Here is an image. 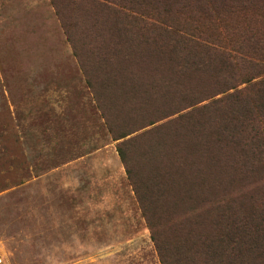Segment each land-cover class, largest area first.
<instances>
[{"label": "rangeland", "instance_id": "rangeland-1", "mask_svg": "<svg viewBox=\"0 0 264 264\" xmlns=\"http://www.w3.org/2000/svg\"><path fill=\"white\" fill-rule=\"evenodd\" d=\"M263 6L0 0V264H163L148 217L165 212L171 237L212 206L238 205L244 171L220 148L204 155L171 136H143L124 161L118 145L178 115L151 100L170 72L159 63L170 41L157 28L254 34L264 47ZM125 114L124 131H134L119 137Z\"/></svg>", "mask_w": 264, "mask_h": 264}, {"label": "trees", "instance_id": "trees-1", "mask_svg": "<svg viewBox=\"0 0 264 264\" xmlns=\"http://www.w3.org/2000/svg\"><path fill=\"white\" fill-rule=\"evenodd\" d=\"M157 30L170 41H161L159 56L160 65L170 72L160 86L164 92L151 100L164 113L178 115L168 124L121 141L120 156L126 161L128 148L132 151L138 138L164 134L193 143L204 155L212 147L220 148L236 162L234 171H244L236 178L242 188L239 204L223 209L212 206L193 227L179 226L169 237L165 212L160 211L158 218L163 223L148 217L161 260L163 264H263L264 184L260 182L264 181V47L255 45L258 38L254 34L245 37L216 30L208 34ZM123 36L133 42L129 33ZM152 40H157V35L143 39ZM125 115L119 137L134 131H124L125 122L129 120V124L131 119ZM258 183L261 187L246 191Z\"/></svg>", "mask_w": 264, "mask_h": 264}, {"label": "bare ground", "instance_id": "bare-ground-1", "mask_svg": "<svg viewBox=\"0 0 264 264\" xmlns=\"http://www.w3.org/2000/svg\"><path fill=\"white\" fill-rule=\"evenodd\" d=\"M181 189V188H180Z\"/></svg>", "mask_w": 264, "mask_h": 264}]
</instances>
